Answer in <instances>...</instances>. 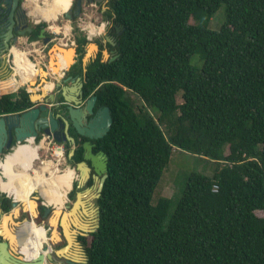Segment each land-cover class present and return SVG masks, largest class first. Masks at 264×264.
Returning a JSON list of instances; mask_svg holds the SVG:
<instances>
[{
  "label": "trees",
  "instance_id": "obj_1",
  "mask_svg": "<svg viewBox=\"0 0 264 264\" xmlns=\"http://www.w3.org/2000/svg\"><path fill=\"white\" fill-rule=\"evenodd\" d=\"M28 1L34 16L47 7L46 0ZM222 4L225 20L210 29ZM108 6L115 44L105 48L115 59L103 61L99 53L83 71L78 57L69 69L83 77L84 97L96 96L94 109L107 106L112 117L109 130L91 141L106 156L107 177L96 199L98 227L79 237L86 264H264V0H110ZM74 30L79 55L87 40ZM194 54L199 69L190 63ZM16 82L0 81V115L32 105L26 90L13 91ZM173 149L215 165L210 175H188L164 222L171 199L153 205L151 198ZM82 159L80 145L69 161ZM10 202L2 199L4 211Z\"/></svg>",
  "mask_w": 264,
  "mask_h": 264
},
{
  "label": "water",
  "instance_id": "obj_2",
  "mask_svg": "<svg viewBox=\"0 0 264 264\" xmlns=\"http://www.w3.org/2000/svg\"><path fill=\"white\" fill-rule=\"evenodd\" d=\"M17 0H15L16 3ZM81 8L82 3L81 0L76 1V5L73 12L71 11V7H69L64 13V16L71 20L74 16H79L81 14ZM11 22H14L15 19L12 16V12L10 15ZM11 32L9 31L7 33L6 37V46L9 49L10 54L12 53L11 47H9L8 40L11 37ZM41 36L43 33L41 32ZM17 40V37H13L10 41L15 42ZM53 39L50 38L48 40H44V44H47L49 41H52ZM108 42L112 45L115 44L109 37L107 38ZM76 47H65V45L57 44L51 46L50 55L51 59L49 60L50 64L57 65L59 59L58 54L62 55L65 60H67V64L65 67L61 68L59 72L62 73V78L60 81H55L52 85V88L48 89L45 93V95H32L29 94L30 101L38 105L29 107L23 111L15 112V113H8L0 115V163L3 160L2 156L6 155L4 152L7 150H12L15 145L23 143V142H30L34 141L35 138L38 136L39 131L43 130L44 133L50 135L49 130L47 129V117L50 118V124L56 125V120L52 117L51 114H48L49 107L46 105L48 101L53 100V88L56 89L60 86L61 82H68L70 81L71 84L75 82V78L72 76H65L67 70L70 69L71 65L74 64L76 61ZM99 51L98 44L90 43L88 47L86 48V52L81 57V64L83 67V71H86L87 65L93 61L96 58V55ZM103 57H109L110 54L107 51V48L101 51ZM12 55V54H11ZM115 55H112L109 59L113 60L115 59ZM105 61V60H103ZM13 62V61H12ZM83 86V83H79L78 87L75 88L73 86H62L60 88L61 92L65 91V88H68L69 90L78 91V88L80 89ZM44 92V90H42ZM41 91V92H42ZM73 91V92H74ZM50 93L49 99L45 98L47 94ZM59 92V91H58ZM82 93V91H80ZM65 94V93H64ZM66 102L70 103V106L68 107L66 119L73 125L77 130L78 133L88 138L83 143V159L79 162H76L74 165L75 170L78 172V183H84L90 176V170L93 169L95 172V181L97 182L96 186L94 187L95 193H93L94 198H98L100 195V192L102 190L104 180L107 177V163H106V156L103 152L95 153L93 152L92 146L93 144L90 142L93 138H99L102 137L110 128L112 123V117L109 111V108L107 106H104L102 108L97 109L94 111V105L96 96L92 95L88 98V100L85 102L84 105L81 107L75 108L73 105H77L79 103H83V101H77L72 96H66L65 97ZM75 100V101H74ZM79 102V103H78ZM90 116V117H89ZM84 122L85 126L82 128L81 123ZM48 124V123H47ZM74 153V148H72L69 151V156H71ZM104 159V160H103ZM90 164H88V162ZM84 171V174L82 173ZM101 177L98 178L97 175L101 174ZM92 186V185H91ZM88 187V188H91ZM80 192H78V197L80 196ZM38 196H31L29 198L30 202L34 205L33 212L36 214L37 220H43L42 218H47V227L51 229V232L48 236L47 243L43 246V251L46 250L47 245L51 246V251L47 253H43V251H40L37 256H30L26 254L24 251L20 249V242L18 240V236H5L3 234L2 229L0 228V264H41L42 261L45 259L49 263H55L57 258H61L62 251L65 247L68 246L70 243H75L76 246L79 247L78 243L75 242V236L74 234L77 232L76 230L72 229V226H70L69 222L66 221V225L63 223V216H66L65 212H62L60 210L59 206L52 205L50 203H45L44 201H38ZM43 204V214L40 215V211H38L37 207L38 205ZM75 204L73 207L68 210V215L76 210ZM66 207H69L68 204H64ZM10 207H13V210L7 214H4V209L0 206V213L3 217V223H6V221H14L13 217L16 216V213H18V210L24 211L25 204L24 202L16 199L14 196L11 197ZM93 209V212L96 215V223L93 226H89L88 223H82L80 228L82 229L81 235H88L90 232L95 231V229L98 227V220H99V208L96 205V207L91 206ZM37 210V211H36ZM49 214L55 216L57 219L56 221H53V219H50L51 217H47ZM51 221L54 223V228L51 227ZM15 224V221H14ZM5 225V224H3ZM44 226V225H43ZM45 227V226H44ZM58 228L61 229V232H64L65 238L67 241V244L64 246H61L57 249L52 248L54 244L58 242L57 236H52L53 230ZM57 232V231H56ZM1 236H5L6 240H2ZM60 240V239H59ZM80 248V247H79ZM17 252V254H15ZM79 256L81 258V261H76L71 258H66L65 262L67 264H86L87 263V255L84 248L79 249ZM83 258V260H82ZM78 260V259H77ZM61 264L60 262H58Z\"/></svg>",
  "mask_w": 264,
  "mask_h": 264
},
{
  "label": "rangeland",
  "instance_id": "obj_3",
  "mask_svg": "<svg viewBox=\"0 0 264 264\" xmlns=\"http://www.w3.org/2000/svg\"><path fill=\"white\" fill-rule=\"evenodd\" d=\"M73 2L74 1L72 0V2H71L72 5H73ZM40 3H42L41 0H40ZM58 5H59V7L56 9L57 16H54L53 14H51V10L54 7L51 8V7L47 6V15L39 21L40 23H45V26H46V28L49 29L50 34L53 35V40L47 45V47L44 48L43 51H40L41 41H39V40H37L38 42L35 46H33L31 44L36 43V41L30 43L28 41L26 42V40H25V42H22V43H17V44L15 43L12 46V48L13 47L19 48L23 51H26V54H23V55L16 52L17 54H15V59H17L19 57V58H23L25 60L26 58L28 59V54H30L31 62L35 65V67L38 70L43 72V75L39 74L36 79H33L34 82L38 83L37 86L33 85L34 82L31 84H27L28 92H29V94L31 93L32 95H41V96L45 95L46 91L48 89L52 88V85L54 83L53 74L59 72L57 69H55V67H56L55 64L49 63V60L51 59V55L49 52L51 50V46H53L54 44L55 45L62 44V45H65V47L78 46V43L74 39V35L77 33V31H75L74 28L78 27L79 28L78 32H80V34L82 36H86V40H87L86 42L83 43V51L78 55V57L81 58L83 56V54L86 52V48L88 47V45L90 43H95L96 39L101 40L104 32H106V29H105V31L103 29V22H102V20L105 21L106 18H105V15L101 16V10L104 9L105 6L101 9L100 5H97V6H95V4H92L89 6L87 5L84 7L83 12H81V14L77 18H75V19L72 18L71 20H69L68 18H66L64 16V13L62 11L58 12L60 7H61V2H58ZM72 5L70 7H72ZM24 6L29 10V13L32 16L31 20L38 21V19L33 14L34 4L30 3L27 0V1H24ZM97 8L98 9L100 8V9L97 10ZM100 17H103V19ZM224 20H225V10H224V5L222 4L218 7V9L212 15L210 21L208 22V27L210 29H218L222 25ZM190 21L192 23L195 22V20L193 18H191ZM65 25H69V31L70 32L65 33V31L63 29ZM56 26L58 28L60 27L59 30L55 29ZM92 26L95 29V32L92 35H90L89 30ZM24 37H26V36H24ZM32 49H35L36 52H31ZM103 49L104 50L106 49L105 46H102L101 50H103ZM100 57L102 58L103 56L100 55ZM10 59L11 60L10 61L8 60V63H6L7 62V60H6L5 65H2L3 71H2V74L0 76V81L7 80L8 77H11V76H14L16 79L21 78V76H19V73L17 74L14 70V64L12 62L13 56H11ZM106 59H108L107 56L103 57V60H106ZM190 63L194 67H197L199 69L201 67L202 61L197 54H194L190 58ZM48 67L52 68L53 74L50 73V71L48 70ZM77 81H79V80H77ZM24 85H26V83L21 84L20 89L24 90ZM69 85H71V84H69ZM42 90H44L45 93ZM67 91H69V89L65 88L64 92L66 93ZM133 98H134V96H133ZM177 100L180 101V96L177 97ZM41 142H42L41 139H39V140L35 139L33 141L34 144H30V147L34 148L35 150L37 149V146L39 145L38 152H37L39 154V159H37L35 161V165L39 166V164L41 163L42 160L52 159L56 163L58 162V167L60 168V170H63L67 167H70L75 172V177L73 179V183H74V181L77 180V178H78V175H77L78 173L74 168L75 163L70 162L69 161L70 156H69V154L67 155V150L70 151L72 148L67 147L65 149L64 147H62L61 144H52L48 148L46 143L42 144ZM23 143H26V142H23ZM43 145H45V146H43ZM14 147L15 148H13L12 150H8L7 152H4L5 154L8 153L7 157H6V161H7V158L9 156H12L16 152L19 151L20 147H18V149H17L16 145ZM56 148H62L64 151L63 156H62V158L59 159V161H58V158H56L55 155L53 154L55 152L54 150ZM1 156H2V158H4V154ZM214 165L215 164H213L212 162L205 160V159H201L200 157H198L197 155H194L192 153H188V152H185V151L180 150V149H173V151L170 155L169 162L165 166L163 173L160 176V179H159V181H158V183H157V185L153 191L152 198H151V203L153 205L156 203V201L159 197H167V198L171 199L170 208L168 210V216L164 222L167 221L169 215L173 211L175 204L178 201V199H179V197H180V195L184 189L185 182L187 180L188 175L193 171H199V172L210 175L213 171ZM0 169L2 170V171L0 170V175L4 179V183L9 182L10 177L6 174L5 166L0 165ZM27 173H29V172H27ZM2 174L5 175V177L2 176ZM18 177H21L23 180V177L21 175ZM4 183H0V192H2V195H5V192H3V191H5V188H3ZM31 183L38 184L39 188L47 187V188L51 189L52 191L54 190L50 186L43 185L34 179L31 181ZM73 183H72V186H73ZM96 184H97L96 181L92 184V186L91 185L81 186L82 183H79V187H77V192H80L81 193L80 196L84 197V201H85L87 207H89V206L96 207V203H95L94 197H93V193H95L94 187L96 186ZM90 186H91V188H88ZM63 188H64V186H63ZM66 189L68 190V193L65 196V199L67 198L66 200H68V202L70 203L72 201V199L69 200V192L71 191V189H69L67 186H66ZM53 193H54V191H53ZM57 194L59 195V199H61V197H60L61 194H59L55 191V195H57ZM33 195L39 197L38 201H40V202L44 201L45 203H48L45 200V198L41 195L40 191H38V190L33 191L30 195V198ZM22 202H24V201H22ZM24 204H25V202H24ZM50 204H52V203H50ZM66 204H68V203H66ZM52 205H54V204H52ZM62 208L64 210H66L65 213L68 216V213H67L68 210L66 209L67 207L65 205H63ZM25 209H26V204H25ZM25 209H24V211L18 210V213H16L15 225H14V228L16 231H20L21 228L26 226V225L23 226L24 224H27L29 221L34 220L32 217V213L29 214L27 212V210H25ZM34 209L35 208H33V210ZM8 211L9 210H7L6 212H8ZM256 213L258 215H262V211H257ZM94 215H95L94 212L89 213L88 215H86V214L84 215L82 212L79 211V221H81L82 223H88L89 226H93V225H95L94 222L96 220L95 219L96 217L94 218ZM51 216L52 215L49 214L47 217H51ZM76 217L78 219V215H76ZM42 219L43 220H40V221L37 220L36 224L44 225L46 228V231H47V235L49 236L51 231L48 229L47 224H46L47 218H42ZM72 219H75V218L73 217V218L69 219V224H70V226H72V225L74 226V227L72 226V229L78 231V228H80V226L75 225L73 223ZM82 223L78 222V224H82ZM85 236H86V238H89L88 235H85ZM47 240H49V239H47ZM75 242L78 243L80 248L78 246H76L75 243L72 242V243L68 244V246H67L68 252L65 251V253H63V255H65L71 259H74L76 261H81V258H80V260H77L76 257H74V254L78 255L79 254L78 250L82 249L84 246L79 240L75 239ZM64 243H65V240H63V239L59 240V242H57L56 244H54L52 246L53 250L63 246ZM15 254H17V252H15ZM82 260H83V258H82ZM55 263L59 264L58 261Z\"/></svg>",
  "mask_w": 264,
  "mask_h": 264
},
{
  "label": "flooded vegetation",
  "instance_id": "obj_4",
  "mask_svg": "<svg viewBox=\"0 0 264 264\" xmlns=\"http://www.w3.org/2000/svg\"><path fill=\"white\" fill-rule=\"evenodd\" d=\"M24 1H27V0H17L16 3H15V0H0V56L3 57L4 60L8 59L10 61L11 60L10 59L11 56H13V55H11L12 53L10 54L9 49L6 46V41H5L6 37H7V33L9 31L12 34L11 37L9 38V40H8L9 47H11L17 41V40L15 42L10 41L13 37H17L18 38L19 36H26V42L28 41V42L32 43V42L36 41V43H32L31 44L33 46H35L37 44V42H38L37 40L41 41L40 51H43L44 48L47 47V45L51 42V41H49L47 44H44L43 41L45 39L46 40H48L50 38L53 39V35L50 34V31H49L48 28H46L45 24H43V26H41L39 28L40 31H39V34H38V39H36V40H30L29 39V33H32V31L40 24V22H39L40 20H38V21L31 20L32 16L29 13V10L24 6ZM73 1L75 2V5H76V1L77 0H73ZM109 1L110 0H81V3H82L81 12H83L85 6H87V5L89 6V5L95 4V6L100 5L101 9L105 6L104 9L101 10V16L105 15V12H106V10L109 7L108 6V2ZM66 4H68V1H66ZM71 5H72V3H71ZM74 8L72 6L70 12H73ZM45 9L47 10V7L43 6V13H44ZM99 9L97 8V10H99ZM61 11L62 12L66 11L65 8H64V4L63 3L61 4V7H60L58 12H61ZM11 12H12L13 18L15 19L14 22H11V20H10ZM75 17L77 18L78 16H75ZM100 18L103 19V17H100ZM105 18H106L105 21L102 20V22H103V29H104V31L106 29V32H104L101 40H97V39L95 40V42L99 46V51H98L97 55L100 53L101 56H103L102 52H101L102 51L101 48H102V46H106L105 44H106V42H108L107 38L108 37L110 38L109 31H110L111 23H110V19H108V17L106 15H105ZM41 32L43 33L42 36L40 35ZM89 32L91 34H93L95 32V29L93 28V26L90 28ZM107 51L110 54V56L108 57V59H109L112 55H114V50H112V48H107ZM31 52H36V51H35V49H32ZM76 53H77V47H76ZM97 55H96V57H97ZM28 58L30 59V54H28ZM101 59L103 60V57ZM108 59H106V60H108ZM77 60H78V53H77V56H76V61ZM13 64H15L14 56H13ZM27 64H29V63H27ZM32 65H33V63H32ZM58 65L59 64L56 65L55 69H57L59 71L60 69H59ZM63 66L65 67V65H63ZM48 70L50 71V73L53 74L51 67H48ZM66 76H72V77L75 78V82L73 83V85L71 84L70 81H68L66 83L61 82L60 86L57 89L54 87L53 90H52L53 91L52 92L53 93V100L52 101H48L46 103V105L49 107L48 114H51L52 117L56 120L55 121L56 125L50 124V122H51L50 118L47 117V123L48 124L46 123V125L48 127H47L46 130H49L50 135L44 133V131L41 130V131H39L38 136L35 139L39 140V139L44 137L45 138L44 141L48 142L50 145L53 144V143L61 144L62 147H64L65 149L67 147L68 148L71 147V148H74V151H75V149H77L80 145H82V147H83V143L86 140H88V138L86 137L85 139H83V137H85V136H83L80 133H78V130L73 125H71V123L69 121H67L66 115H67V111H68V107L70 106V103L66 102L65 97L66 96H72L77 101H80V100L83 101L82 104L78 102L79 104L73 105V107H75V108H78V107H81L82 105H84L89 97H87V98L84 97L83 86L80 89L78 88L79 92L74 91V90H73L74 92L71 91V90L67 91L66 93L65 92H61L60 88L62 86H73L75 88V90H76V88L78 87L79 83H84V79H83L82 76L70 74L69 70H67V72H66L64 77H66ZM77 80H79V81H77ZM69 84H71V85H69ZM24 90H26L27 93L29 94L28 88H27V84L24 85ZM80 91H82V93H80ZM49 97H50V93L47 94V96H45V98H47V99H49ZM36 105H38V104L37 103H35V104L32 103V105L30 107H33V106H36ZM94 111H96V110L94 109ZM84 126H85V123L82 122L81 123V127L83 128ZM93 139H96V138H93ZM91 141H92V139L90 140V142ZM93 148H94V144L92 146V149ZM93 152L98 153V152H102V151H100V150L94 151V149H93ZM83 154H84V149H83ZM87 162H88V164H90L89 161H87ZM68 168H70V167H68ZM5 169H6V174L10 177V181L9 182H5L3 184V188H6L8 190V191H6V193H8L10 196H13L15 193H17V194H19L21 196L29 197L31 195V193L33 191H35V190H26V189L19 190V186L23 185V181L18 180V178L14 174H12V172H10V170L7 167H5ZM94 175H95V172H94L93 169H91L89 178L81 186H83V185H85V186L92 185L95 182ZM101 175H102V173L97 175L98 178L101 177ZM77 180L74 181L73 186L71 188V191L69 192V200L72 199V201L69 203L68 200H66L67 199L66 198L63 204L62 203H53V204L62 207L64 204L68 203L69 207H67L66 209L70 210L73 207L74 203L78 202L79 204H78V207L76 208L74 214H72V216H71V214H69L68 216H69V219L74 217L75 218L74 220H76L77 222L82 223L81 221H79V211L82 212L84 215L85 214L88 215L89 213L93 212L92 211L93 209H92L91 206L87 207V205H86V203L84 201V197H81V196L78 197V195H77L78 194L77 187H79V183H78ZM35 184L36 183H33V185H35ZM63 194H65V193H63ZM65 195H67V194H65ZM45 200L48 203H50L46 198H45ZM94 201L96 203V198H94ZM37 209H38V211H40V215H42L43 214L44 205L43 204L38 205ZM76 215H78V219H77ZM95 217H96V215H94V218ZM95 223H96V220H95L94 224ZM81 232H82V229L78 228V231L74 234L76 240H79V237L82 236ZM36 233H37V236H38L39 233L37 231H36ZM66 244H67V241L65 240V243L63 244V246L66 245ZM74 257H75V254H74ZM65 259L66 258H63V257L62 258H57L55 262L58 261L61 264H67V262H65Z\"/></svg>",
  "mask_w": 264,
  "mask_h": 264
},
{
  "label": "bare ground",
  "instance_id": "obj_5",
  "mask_svg": "<svg viewBox=\"0 0 264 264\" xmlns=\"http://www.w3.org/2000/svg\"><path fill=\"white\" fill-rule=\"evenodd\" d=\"M46 1H47L48 7H51V8L54 7L51 10V14H53L54 16L57 15L56 9L59 7L58 2H61V4L62 3L64 4L65 10H67L70 7L71 2H72V0H46ZM66 1H68V4H66ZM38 8H39V14L36 17L38 20H41L44 17L43 8L42 7H38ZM59 28L57 26L55 27L56 30H58ZM63 29H64L65 33L70 32L69 31V25H65ZM89 34L92 35L90 32H89ZM11 50H12V53L14 56V62L20 63L24 60L23 58H19V57L17 59H15V54L19 53V54L23 55V53L26 51H23V50H20L19 48H14V47ZM58 57L60 58L59 61L57 62L59 64L58 65L59 69L63 68L64 67L63 65H65V66L68 65L67 60H65L62 55L58 54ZM23 63H29V64H27L25 66L16 65V68H17L16 73L17 74L19 73V76H21V78L18 82L15 83V86H14L15 91H17L21 88V84H24V83L31 84L34 82L33 79H36L39 74L43 75L42 71L38 70L35 66L32 65V62L29 58H28V60L25 59V61ZM28 74H33V75L29 76ZM33 85L37 86L38 83L34 82ZM41 143H43V142H41ZM21 144L30 146V144H34V143L32 141L26 142V143H20V144H17L18 147H20ZM43 146H45V145H43ZM24 148H25V146L20 147V149H19L20 151H18V153L23 151ZM38 148H39V145L37 146L36 150H33L28 155L27 160L22 161L21 169L26 174V176L29 177L31 180L34 179L43 185H47V186H50L51 188H53L54 189L53 190L54 191L53 196L52 197L47 196L38 187L37 184L33 185V183H31V181L28 178H26L25 180L24 179L22 180L23 185L19 186V190H22V189L38 190L50 203H52V204L53 203H62L63 204L64 202H59L58 198L54 197L55 196V190H59L65 194H67L68 190L66 189V186L69 189H71L73 179L75 177V172L72 168H68V167L63 169V170H60V168L58 167V162L56 163L52 159L42 160L41 163L39 164V166H36L35 161L37 159H39V155L36 153V151L38 152ZM54 151L55 152L53 154L55 155L56 158H58V161H59V159L62 158V150L60 148H56ZM18 153H16V154H18ZM7 154L4 156L0 165L1 166L4 165L5 167H7L10 170V172H12V174H14V175L20 174V171L18 169H16V168L14 169L13 165L10 163V160L7 159V161H6ZM26 170L29 173H27ZM82 173L84 174V171H82ZM63 186H64V188H63ZM13 196L16 199L25 202V204H26L25 210H27V212L29 214L32 213V217L34 219L32 221H29L27 224H24L23 226H25V225L26 226L21 228V230L19 232H17L18 233L17 234L18 240L20 242V244H19L20 249L30 256H37V254L40 251H43L42 248H43L44 244L47 243L48 235H47L46 228L43 225L36 224L37 217H36V214L33 212L34 205L29 200L30 196L25 197V196H21L17 193H15ZM78 204L79 203L76 202L75 208L78 207ZM59 207H61V206H59ZM60 210H61V208H60ZM74 212H75V210H74ZM70 214L72 216L73 212ZM50 219H53V221H56L57 218L55 216L53 217V215H52ZM72 221L75 225L81 226L78 224V222L76 220L72 219ZM63 223L66 225V219L63 220ZM51 227L54 228V223L52 221H51ZM36 231L39 233L38 236H37ZM56 231H57V229L53 230L52 236H54V237L57 236L58 242H59L60 237H59L58 231L57 232ZM5 232H6V230H5ZM6 233H8V232H6ZM50 251H51V246L47 245L46 250H44L43 253H47ZM61 251H62V253H65V251L68 252V247H65ZM75 257L77 259L76 255H75ZM44 264H53V263L45 262Z\"/></svg>",
  "mask_w": 264,
  "mask_h": 264
},
{
  "label": "crops",
  "instance_id": "obj_6",
  "mask_svg": "<svg viewBox=\"0 0 264 264\" xmlns=\"http://www.w3.org/2000/svg\"><path fill=\"white\" fill-rule=\"evenodd\" d=\"M35 16H38V14L37 15H35ZM57 16V15H56ZM25 40H26V37H24V36H19L18 37V39H17V41H16V44L17 43H22V42H25ZM13 46V45H12ZM23 54H26V52H24ZM27 59V58H26ZM58 59H60L59 57H58ZM28 60V59H27ZM25 61V60H24ZM24 61H22V62H20V63H17V62H15V64L16 65H19V66H25V65H27V63H23ZM5 62H6V60H4L3 59V57H1L0 56V76H1V74H2V71H3V66L2 65H5ZM6 63H8V59H7V62ZM33 66H35L34 64H33ZM29 76H32L33 74H28ZM28 76V77H29ZM53 77H54V82L55 81H60L61 80V78H62V74H61V72H58V73H54L53 74ZM8 78H10V77H8ZM20 79H17V82L19 81ZM13 91H15V88H14V90ZM21 146H25V148L23 149V151H21V152H16V153H18V154H14V155H12V156H9L7 159L8 160H10V163L13 165V167H14V169L16 168V169H18L19 171H20V174H18V175H15L16 177H18L19 175H23L24 176V180L26 179V178H28L30 181H32L29 177H27L25 174H24V172H23V170L21 169V165H22V161H24V160H27V157H28V155L33 151V150H35L34 148H31L29 145H24V144H21L20 145V147ZM17 147V149H18V145L16 146ZM20 151V150H19ZM36 153H37V151H36ZM38 154V153H37ZM39 155V154H38ZM1 170V169H0ZM2 171V170H1ZM26 172H28L27 170H26ZM2 173V172H1ZM78 173V172H77ZM2 176H4L5 177V175H3L2 174ZM0 183H4V179L1 177V175H0ZM38 185V184H37ZM6 191H8L6 188H5V191H3V192H5V195H2V192H0V203H1V201H2V199L4 198V197H7V198H10L11 199V197L12 196H10L8 193H6ZM55 198H58V200H59V202H64L65 200V198L63 197V198H61V199H59V195L57 194V195H55L54 196ZM57 206V205H56ZM13 210V207L11 208H9V211L8 212H6V211H4V214H7V213H9V212H11ZM61 211L62 212H65L66 210H64L62 207H61ZM64 219H66V221L67 222H69V216H63V220ZM13 220L15 221V216L13 217ZM62 220V221H63ZM14 221H6V223H3V217H2V215H1V213H0V228L2 229V231H3V234L5 235V236H7V235H9L10 234V236H15V235H17L18 233L17 232H19V231H16L15 230V228H14ZM3 224H5V225H3ZM48 229L51 231V229L49 228V226H48ZM5 230H6V232H8V233H6L5 232ZM58 234H59V237H60V239H63V240H66V238H65V234H64V232H61V229L60 228H58ZM5 236H1L2 237V240H6V237ZM18 236V235H17ZM67 253V252H66ZM69 258V257H67V256H65V255H63L62 254V256H61V258Z\"/></svg>",
  "mask_w": 264,
  "mask_h": 264
},
{
  "label": "built area",
  "instance_id": "obj_7",
  "mask_svg": "<svg viewBox=\"0 0 264 264\" xmlns=\"http://www.w3.org/2000/svg\"><path fill=\"white\" fill-rule=\"evenodd\" d=\"M12 55H13V53H12ZM44 140H45V138H44V137H43V138H41V141H42L43 143H46V144H47V147L49 148V147H50L52 144L50 145L48 142H46V141H44ZM53 144H55V143H53ZM60 149L62 150V156H63V152H64V151H63V149H62V148H60ZM217 188H218V187H217L216 185H214V186H213V190H214V191H216V190H217Z\"/></svg>",
  "mask_w": 264,
  "mask_h": 264
}]
</instances>
